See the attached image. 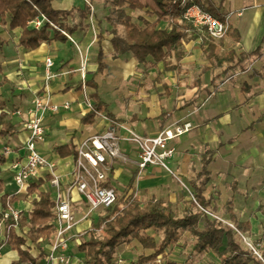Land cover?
Listing matches in <instances>:
<instances>
[{
    "label": "crops",
    "instance_id": "obj_1",
    "mask_svg": "<svg viewBox=\"0 0 264 264\" xmlns=\"http://www.w3.org/2000/svg\"><path fill=\"white\" fill-rule=\"evenodd\" d=\"M99 1L92 0L89 4L85 1L80 4L78 0L53 1L56 10L77 9L67 21L75 28L72 34L68 33L75 43L70 39L63 43L53 41L42 44L37 50H27L18 46L21 29L10 30L8 25H0V95L5 103L3 111L19 130L17 135L10 136V140L0 136V148L7 139L6 143L14 151L6 164L0 166V177L5 182L4 191L0 193V208L1 197L5 194L12 198L16 208L24 209L27 215L32 209V198L27 195L28 191L18 193L19 188L14 181L12 162L25 156L23 147L27 133L22 119L13 112L20 107L27 108L34 95L43 89L47 57L53 59L52 72L58 75L49 86L54 102L62 104L70 101L72 104L70 110L46 117L47 139L38 144L40 152L55 164L62 187L66 189L70 183L75 156H61L55 147L68 145L76 149L83 139L97 135L111 125L106 118L92 125L83 123L90 108L79 88L82 83L79 71L82 56L87 58V77L96 73L98 34L102 32L107 68L96 75L95 80L109 110L144 136H155L163 129L185 123H191L193 127L171 142L177 152L170 161L174 174L157 166H149L139 172L130 162L116 159L105 184L115 187L121 195L135 192L141 200L163 198L182 210L185 201L194 199L191 181L202 170L203 162L209 160L203 195L211 200L215 213L222 211L223 206L226 213L227 203L232 202L237 219L250 222L252 229L248 234L256 235L260 231L257 222L261 201H264V0H197L205 8H215L222 17L230 16V27L241 39L235 41L234 37L229 36L219 41L202 39L201 33L195 29L183 41L186 55L181 61L182 73L164 72L163 64L150 68L138 63L130 53L115 57L111 44L112 27L105 20L110 12L106 13V8ZM133 20L137 21V17ZM206 42L218 46L220 57L232 51L240 59L243 53H251L260 45L263 52L255 59L240 60L237 68L223 72L227 65L213 68L203 55L202 45ZM56 57L59 58L57 66ZM66 72L68 74L64 75H71L65 77L63 73ZM157 76H160V82L156 80ZM163 84L170 88L168 93L163 89ZM112 104L115 110H112ZM123 109L126 111L125 117L118 115ZM121 150L129 159L137 158L132 144L122 141ZM51 179L45 169H40L30 184H39L40 190L50 191L53 196ZM72 195L75 212L81 216L86 208L85 203L76 192ZM96 221L95 215L93 222ZM89 227L90 221L79 225V229L84 231ZM190 242L185 237L173 247L170 257L181 264H189V258L199 259L205 254L210 255L209 252L191 256L190 252L185 259L187 261L173 257L175 250L177 252L187 245L191 249ZM261 243L257 240L255 245ZM22 249L27 250L29 259H32L43 248L26 242ZM127 249V244L122 245L119 253ZM2 251L0 264H27L21 261L19 252L8 244H4ZM213 256V263L219 264L216 256Z\"/></svg>",
    "mask_w": 264,
    "mask_h": 264
},
{
    "label": "trees",
    "instance_id": "obj_2",
    "mask_svg": "<svg viewBox=\"0 0 264 264\" xmlns=\"http://www.w3.org/2000/svg\"><path fill=\"white\" fill-rule=\"evenodd\" d=\"M53 1L0 0V25H8L10 30L21 29L18 46L27 50H37L42 44L53 41L67 42L69 38L53 25L72 34L75 28L68 25L67 21L77 9L56 10L52 5ZM106 1L110 4V13L105 20L112 27L111 44L115 57L130 53L138 63L150 68L163 64L164 72H184L181 65L186 55L183 41L195 31V28L184 18L180 0ZM88 9L90 10V6ZM205 9L219 18H225L215 8L209 6ZM139 12L142 15H138L137 21H134L133 14ZM40 15L46 18L43 27L33 28L31 22ZM226 36L234 37L235 41L241 39L230 26ZM103 40L100 32L97 70L92 77H86L84 81L92 93L89 96L90 111L84 116L83 123L92 125L98 117L103 116L111 125L116 126L123 121L109 110V105L101 97L99 85L95 80V76L102 74L107 68ZM262 42L264 43V37ZM202 48L203 55L211 67L224 68L227 65L223 72L237 68L240 60L255 59L263 52L260 45L253 52L243 53L240 59H237L232 51L220 57L217 52L218 46L214 43H203ZM156 80L160 82V76H157ZM79 88L83 89V82ZM163 89L166 93L170 90L166 84H163ZM4 106L0 95V136L7 138L17 135L19 130L7 118L3 111ZM55 151L61 156H76V149L68 145L55 147ZM6 162L7 157L0 149V166ZM208 162L209 160L203 162L202 170L191 181L194 199L185 201L182 210H178L172 202L163 198L141 200L135 192L118 194L115 204L104 209L105 215L100 214L97 217L95 227L91 226L80 234L78 251L84 254L83 263L114 264L119 248L134 240L149 253L139 255L133 264H181L170 255L173 247L188 237L192 247L191 256L210 252L216 256L219 264H264V248L260 258L253 249L244 248L237 240L239 233H250L252 225L250 222H241L237 219L232 202L227 203L226 213L233 227L212 218L209 214H215L216 211L211 200L203 195ZM4 186V179L0 177V193L4 191ZM27 195L32 197V209L21 222V227L29 228L27 238L11 231L6 240V244L19 252L22 262H28L30 257L29 252L23 250L22 246L27 240L37 246L40 245L41 239L48 242L54 231L52 221L55 218V202L50 191L40 190L39 184L32 183ZM8 199L13 201L5 194L1 197L2 207H6ZM44 255L45 251L42 249L41 256Z\"/></svg>",
    "mask_w": 264,
    "mask_h": 264
},
{
    "label": "built area",
    "instance_id": "obj_3",
    "mask_svg": "<svg viewBox=\"0 0 264 264\" xmlns=\"http://www.w3.org/2000/svg\"><path fill=\"white\" fill-rule=\"evenodd\" d=\"M180 1L184 18L201 33L202 39L205 37L212 41H219L226 36L230 26V16L224 19L219 18L207 11L197 0ZM45 19L44 15H40L31 22V26L39 29L43 27ZM53 26L75 43L67 31L58 26ZM53 65V59L47 57L43 89L34 95L27 108L20 107L13 112L14 115L22 119L27 139L23 147L25 156L15 159L12 162V169L14 170V181L19 188L18 193L28 191L32 178L38 176L40 169H45L52 177L50 183L54 190L55 218L52 221L54 231L48 242L44 239L39 241L45 255L41 256L40 252L39 255L29 259L27 264H84L74 254L80 243L79 236L84 232V230L79 229V225L85 221H90L92 224L97 211L102 208H110L115 204L119 194L118 190L105 184L108 174L113 171L114 161L121 159L124 162H130L138 168L139 172L144 171L149 166H157L170 174H174L170 168V161L177 152L171 142L189 132L193 127L191 123H185L174 128L163 129L155 136H144L124 123L116 126L110 125L105 131L85 138L77 144L71 180L68 187L63 189L62 180L55 171V164L38 148V144L47 139L48 130L44 123L46 117L61 111H68L72 107L70 101L59 104L53 100V93L49 86L51 81L58 76L52 72ZM79 71L83 74V89H86L84 83L87 76L86 56H82ZM64 74H68V72ZM86 103L90 108L91 102L88 98ZM122 141L135 147L136 159L131 160L124 155L121 150ZM2 150L7 158L14 152L7 146L3 147ZM74 192L81 197L86 206L81 216H78L74 209L75 202L72 195ZM209 214L215 219L218 218L214 214ZM25 215H27L25 210L16 208L10 199L7 200L6 207L0 208V258L3 254V246L6 244L11 231H15L25 239L27 238L29 228L21 227ZM26 242L30 241L27 240ZM252 249L257 256L262 258L256 248L252 247ZM114 264H131V262L118 252Z\"/></svg>",
    "mask_w": 264,
    "mask_h": 264
},
{
    "label": "rangeland",
    "instance_id": "obj_4",
    "mask_svg": "<svg viewBox=\"0 0 264 264\" xmlns=\"http://www.w3.org/2000/svg\"><path fill=\"white\" fill-rule=\"evenodd\" d=\"M84 1L86 2V4H89L92 2V0H78V2L80 4H84ZM100 5L102 7H105L106 8V13H109L110 12V4L108 1L106 0H100L99 1ZM92 8V6H91ZM133 16L136 18L137 17V14H133ZM60 43H63V42H60ZM58 58V57H56ZM55 58V62H56V66L58 65L59 63V58L56 59ZM87 72V71H86ZM81 73V72H80ZM71 74L69 75H64L65 77H69ZM87 75V74H86ZM82 76L83 74L81 73L80 74V77L82 79ZM87 77V76H86ZM87 79V78H86ZM83 81V80H82ZM77 91V90H76ZM82 94H83V99L84 100H87V98L90 100V94L92 93V90L89 88V87H86V89H82ZM91 102V101H90ZM87 104V103H86ZM133 107V106H132ZM131 107V108H132ZM89 108V106H88ZM111 108L112 110H115V107L114 105L112 104L111 105ZM119 116H123L125 117L126 115V111L123 109V112L122 113H118ZM102 118H105V117H98L97 120H96V123L100 122L102 120ZM92 128V127H90ZM8 139L10 140V137H8ZM7 139H5L4 143H1L3 146L0 148L1 151H3V147L7 146V147H10L9 143H6ZM14 145V142L12 143ZM125 163H129V162H125ZM110 175L111 174H108V179L110 178ZM115 185V184H113ZM63 189H65L64 187H62ZM53 199H54V193H53ZM225 209V206H223V210L220 211L219 213H215L214 215L217 216V220L227 224V225H231V222L229 221V217L228 215L225 213L224 211ZM261 212L259 213V219H258V222L257 224L259 225L260 227V231L259 232H256V235H250L248 233H245V234H241L239 233L237 235V240L240 242V244L244 247V248H249V249H252V247L255 248V242L257 240L261 241L262 243L260 245H257L256 247L258 248L259 250V253L262 254L263 253V242H264V201H261ZM105 215V210L102 208L100 209L99 211H97L95 213L96 217H98L99 215ZM214 218V217H213ZM93 222V221H92ZM95 223L93 222L91 224L92 227H95L94 225ZM125 245V244H124ZM128 245V249L126 252H122V256L130 261L132 264L137 260L138 256L141 255V254H146V253H149V251H144L143 248L141 247V245L137 242V241H131L130 243L127 244ZM120 249V248H119ZM120 252V251H118ZM191 252V249L187 246L184 247V249H181V250H178L176 252V250L174 251V256L175 258H177L179 261H187L185 260L187 257H189V254ZM74 254H76V256L83 260L84 259V254L81 253L80 251H78V249H75V252ZM120 255V254H119ZM189 260V264H214L213 261L215 260L214 256L212 253H210V255H204V256H201L199 259L195 258V259H188Z\"/></svg>",
    "mask_w": 264,
    "mask_h": 264
}]
</instances>
